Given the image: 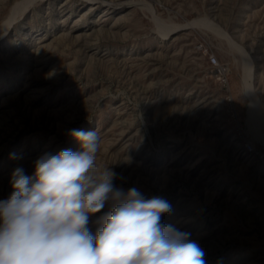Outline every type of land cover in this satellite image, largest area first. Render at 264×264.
Instances as JSON below:
<instances>
[{"label": "rangeland", "instance_id": "rangeland-1", "mask_svg": "<svg viewBox=\"0 0 264 264\" xmlns=\"http://www.w3.org/2000/svg\"><path fill=\"white\" fill-rule=\"evenodd\" d=\"M72 129L207 264H264V0H0V200Z\"/></svg>", "mask_w": 264, "mask_h": 264}, {"label": "clouds", "instance_id": "clouds-1", "mask_svg": "<svg viewBox=\"0 0 264 264\" xmlns=\"http://www.w3.org/2000/svg\"><path fill=\"white\" fill-rule=\"evenodd\" d=\"M79 150L45 153L31 175L16 167L0 200V264H207L191 234L162 223L171 204L125 191L98 164L97 131L72 129ZM99 217L96 232L91 216Z\"/></svg>", "mask_w": 264, "mask_h": 264}, {"label": "built area", "instance_id": "built-area-1", "mask_svg": "<svg viewBox=\"0 0 264 264\" xmlns=\"http://www.w3.org/2000/svg\"><path fill=\"white\" fill-rule=\"evenodd\" d=\"M209 62L212 64L213 68L220 72L221 74H224L225 67L218 61L217 57L215 55L209 56ZM249 150H252L251 146H247Z\"/></svg>", "mask_w": 264, "mask_h": 264}, {"label": "bare ground", "instance_id": "bare-ground-1", "mask_svg": "<svg viewBox=\"0 0 264 264\" xmlns=\"http://www.w3.org/2000/svg\"><path fill=\"white\" fill-rule=\"evenodd\" d=\"M135 4H136V3H135ZM15 9H16V8H15ZM10 23H12V22H9V24H10ZM10 26H11V25H10ZM8 27H9V25H8ZM42 46H43V45H42ZM7 125H8V124H7ZM247 151H248V150H247ZM248 152H249V151H248Z\"/></svg>", "mask_w": 264, "mask_h": 264}]
</instances>
